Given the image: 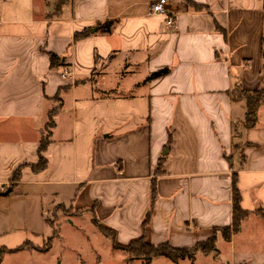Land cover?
Returning a JSON list of instances; mask_svg holds the SVG:
<instances>
[{"label":"crops","instance_id":"obj_1","mask_svg":"<svg viewBox=\"0 0 264 264\" xmlns=\"http://www.w3.org/2000/svg\"><path fill=\"white\" fill-rule=\"evenodd\" d=\"M157 1L0 0V189L21 168L0 198V252L42 248L59 208L90 213L121 246L192 248L232 227L237 175L250 215L231 241L217 232L216 253L151 264H264V92L251 127L236 93L264 90V0H168L156 14Z\"/></svg>","mask_w":264,"mask_h":264},{"label":"trees","instance_id":"obj_2","mask_svg":"<svg viewBox=\"0 0 264 264\" xmlns=\"http://www.w3.org/2000/svg\"><path fill=\"white\" fill-rule=\"evenodd\" d=\"M115 22L114 21H107L104 23H98V26L100 30L104 33H110ZM89 35V31H84L82 33H78L75 35L74 40L78 41L82 38H85ZM263 55H264V37H263ZM50 62H51V68L57 69L62 66V58L59 56L50 53ZM170 69H162L155 73H152L145 82H151L157 78H161L167 74L170 73ZM264 90H258L253 93H247L244 91H237V95L243 98L246 102V123L248 127H251L254 125L256 121V109L262 99ZM236 95V96H237ZM56 114V111H52L49 115V121L47 124V129L51 130L54 128V116ZM50 134L51 131L48 132V134L42 139L41 145L39 148V162L36 165L31 166L32 170L36 173L44 171L48 166V161L46 157L44 156L45 151L47 150V146L50 142ZM237 146V145H236ZM165 164V159L160 161L157 175H160L163 173V167ZM21 180V168L18 169L13 177H12V184L9 186H5L2 189H0V198L8 197L12 194L14 191V187L18 182ZM157 199V186H156V180L154 179L152 181V204L151 207L153 208L155 201ZM241 192L238 188V178L237 175H234L233 177V212H234V222L232 227H227L224 229L217 230L215 235L211 237L209 240L203 243L197 244L195 247L192 248H176L170 245L169 243H163L160 245H153L151 243H148L145 239H139L136 241L131 242L128 246H121L116 244L115 240V232L104 227L97 219L93 218L92 222L93 224L98 228V230L105 235L107 238L111 240L113 243V247L119 250H122L126 252L127 259L126 262L130 264L134 260H141L145 264H151L152 260L154 258H167L171 260L174 263H178L180 260L184 259H190L194 261L196 254L201 252L205 255L216 253L217 250V232H220L223 236V238L230 242L231 238L234 234L238 233L241 229L242 223L248 218L250 215L249 212L242 209L241 206ZM151 212V211H150ZM257 214L262 216L264 218V210L262 208H258L256 211ZM150 214H148L147 220L150 217ZM51 249V242L46 245L45 248L41 249L40 251H48ZM2 250L0 252V261L3 257Z\"/></svg>","mask_w":264,"mask_h":264},{"label":"rangeland","instance_id":"obj_3","mask_svg":"<svg viewBox=\"0 0 264 264\" xmlns=\"http://www.w3.org/2000/svg\"><path fill=\"white\" fill-rule=\"evenodd\" d=\"M91 220L90 213L59 208L48 216V227L38 231L45 239L42 248L31 255L3 252L0 264H128L126 252L114 248ZM50 242V250L40 251Z\"/></svg>","mask_w":264,"mask_h":264},{"label":"built area","instance_id":"obj_4","mask_svg":"<svg viewBox=\"0 0 264 264\" xmlns=\"http://www.w3.org/2000/svg\"><path fill=\"white\" fill-rule=\"evenodd\" d=\"M168 4V0H158L156 3L152 5L153 13H165V7ZM169 23L173 24V19H169Z\"/></svg>","mask_w":264,"mask_h":264}]
</instances>
